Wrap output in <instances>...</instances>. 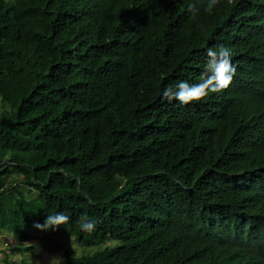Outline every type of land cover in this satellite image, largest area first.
I'll return each instance as SVG.
<instances>
[{"label": "trees", "instance_id": "obj_1", "mask_svg": "<svg viewBox=\"0 0 264 264\" xmlns=\"http://www.w3.org/2000/svg\"><path fill=\"white\" fill-rule=\"evenodd\" d=\"M197 3L193 19L187 5ZM0 0V233L57 264H264V0ZM225 46L231 85L181 106ZM95 220L91 232L78 219ZM25 244V245H22Z\"/></svg>", "mask_w": 264, "mask_h": 264}, {"label": "clouds", "instance_id": "obj_2", "mask_svg": "<svg viewBox=\"0 0 264 264\" xmlns=\"http://www.w3.org/2000/svg\"><path fill=\"white\" fill-rule=\"evenodd\" d=\"M229 4L233 0H227ZM220 4V0H207L204 10L211 14ZM187 13L194 19L199 13L197 3L187 5ZM207 61L205 62L200 82L189 84L187 81H180L175 88L169 85L163 90L162 97L165 101H178L181 106H188L205 100L210 94H218L226 90L232 83L236 69L231 63L232 52L229 48L221 45L215 48H208L206 51ZM69 217L63 212L47 215L43 224L36 223L40 231H49L60 228L67 224ZM81 230L91 232L95 229L96 221L90 220L86 215L78 219Z\"/></svg>", "mask_w": 264, "mask_h": 264}, {"label": "rangeland", "instance_id": "obj_3", "mask_svg": "<svg viewBox=\"0 0 264 264\" xmlns=\"http://www.w3.org/2000/svg\"><path fill=\"white\" fill-rule=\"evenodd\" d=\"M32 233L36 239L27 243L33 245L30 252L12 253L11 249L20 243L8 234L0 233V264H57L64 252H69L73 257L89 256L100 252L102 247H84L76 244L73 238L66 236H56L47 231H40L36 227L32 228ZM25 245V244H22Z\"/></svg>", "mask_w": 264, "mask_h": 264}]
</instances>
